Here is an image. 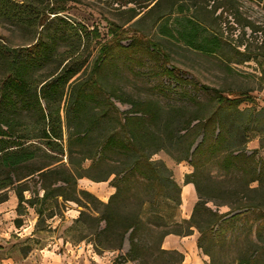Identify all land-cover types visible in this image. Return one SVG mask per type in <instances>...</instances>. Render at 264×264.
<instances>
[{
    "label": "rangeland",
    "instance_id": "374dc122",
    "mask_svg": "<svg viewBox=\"0 0 264 264\" xmlns=\"http://www.w3.org/2000/svg\"><path fill=\"white\" fill-rule=\"evenodd\" d=\"M49 1L65 6V10L53 18L46 30L49 37L51 34L58 37V53L54 60L36 73V77L39 80L59 64L64 65L69 61L72 50H77L75 65L81 66L65 86L63 97H56L52 106L61 118L64 144L67 142L68 118L72 120V114L67 116L66 107L73 85L86 81L95 62L104 55L105 48L109 54L102 73L107 90L115 89L134 98L153 99L165 109L171 105H185L192 115L222 109L217 102L218 96L238 99L237 109L251 114L253 118L246 150L248 153L256 150V158L261 161L264 171V0ZM189 17H196L203 23L197 42L217 36L216 51L207 52L187 44L181 33L189 24ZM239 20L243 23L251 21V26L243 30ZM0 33V43L8 47H23L32 41V35L20 31L1 29ZM151 41L159 44L164 55L148 49ZM130 44L132 46L126 49ZM165 67L172 72L168 73ZM107 90H99L98 97L100 107L112 115L113 122L103 120L96 127L92 133L95 144L113 130L122 132L119 120L123 121L124 114L131 108L130 104L110 96ZM226 105L225 102L223 107H230ZM98 109L96 111H100ZM21 117L25 133L33 135L39 131L41 124L37 122L36 113H23ZM91 149L89 145L84 147L85 154L76 152L73 164L67 155H62L63 161L82 174L77 179L79 189L88 190L107 202L116 191L112 183L114 174H109L114 168H121L124 159L111 155L104 162L96 163L95 158L85 156L91 153ZM153 159L163 160L172 171L173 178L180 185V192L172 191L171 194L175 198L179 195L180 203L177 204L172 197L162 196L155 202L145 204L144 216L152 218L158 214L162 217L166 225L155 227L158 232L185 230L186 224L181 226L174 222L189 219L199 200L195 183H186L187 175L194 171V166L186 160L178 162L166 151L154 154ZM242 177L240 172L225 171L219 163L206 162L200 180L205 191L209 185L239 190V194L252 196L255 200V193L247 188ZM188 184L193 186L191 193ZM251 185L257 186V182ZM30 187L35 188L33 182H30ZM31 193L25 191L24 195L30 198ZM7 195L8 198L0 203V264H18L28 249L52 245L58 240L74 246H90L94 254L109 258L112 264L128 262L124 260L129 246L127 239L120 249L95 247L98 238L92 234L91 220H76L84 208L77 202L63 201L62 197L58 202L54 199L43 202L40 199L43 190L40 189L34 205L24 202V214L19 215V199L15 189H8ZM215 202L236 204L237 196L221 194L215 198ZM208 205L215 207L211 201ZM39 207L43 209L40 218L36 212ZM219 210L227 212L230 207L221 205ZM241 211L244 216L236 226L226 224L224 230L219 231L216 242L205 241L219 264H238L236 259L240 250L255 239L257 229L261 233L259 243L264 247V227L261 226L264 222V202L256 209H238L228 216ZM18 217L22 219L21 226L15 223ZM245 220L246 224H242ZM100 226H105L104 221L100 222ZM193 233L198 237L200 235L196 228ZM193 233H170L165 235L163 241L171 235L190 240ZM177 251L184 256L182 264H211V256L199 248L196 241H186L184 250ZM257 264H264V256L258 258Z\"/></svg>",
    "mask_w": 264,
    "mask_h": 264
},
{
    "label": "trees",
    "instance_id": "16d2710c",
    "mask_svg": "<svg viewBox=\"0 0 264 264\" xmlns=\"http://www.w3.org/2000/svg\"><path fill=\"white\" fill-rule=\"evenodd\" d=\"M64 10L65 6L49 0H0V30L32 35V41L23 47L12 48L0 43V203L8 198L10 188L15 189L19 199V215L24 214V202L34 205L40 189L43 190L40 198L43 202L49 199L58 202L59 197L63 201L73 200L84 207L76 220L90 219L93 223L92 234L98 238L96 248L120 249L127 239L129 246L124 260L139 264H147L149 260L148 264H182L183 254L175 249H164L163 238L170 233L188 235L196 228L200 233L198 247L211 256V264H219L205 241L216 242L219 231H223L226 224L236 226L237 221L242 220L243 211L228 216L232 211L256 209L264 202L262 163L256 158V150L251 153L246 150L252 115L237 109L238 99L222 96L217 98L222 109L192 115L185 105H171L165 109L153 99L134 98L115 89L107 90L102 70L109 50L104 48V55L95 62L86 81L73 85L66 107L67 116L72 114V120L68 118L67 142L64 144L61 118L52 106L56 97H63L65 86L81 69L74 63L77 50L71 51L70 59L64 65L59 64L39 80L36 77V73L58 53V37L52 34L49 37L46 30L53 18ZM188 21L181 33L187 44L207 52L216 51L217 36L197 42L203 23L196 17H189ZM238 22L243 30L251 26V21ZM148 49L163 53L156 42L151 41ZM165 70L172 72L167 67ZM101 89L130 104L131 108L124 114L123 121L119 120L122 132L113 130L95 144L92 133L96 127L103 120L113 122L112 115L100 107L98 91ZM225 102L230 107H223ZM98 107L100 111H96ZM31 112L36 113L41 126L37 133L28 135L22 127L21 116ZM89 145L91 153L85 156L95 158L96 163L104 162L111 155L124 159L123 166L114 168L109 174H114L112 183L116 191L107 202L88 190L79 189L77 179L82 174L63 161L62 155H67L73 164L74 154H85L84 147ZM160 151L168 152L178 162L186 160L194 166L186 183H195L199 200L189 219L174 222L181 226L186 224L185 230L158 232L155 227L166 225L162 217L158 214L152 218L144 216L145 204L162 196L172 197L180 203L179 195L175 198L171 194L172 191L180 192L172 171L163 160L153 159ZM206 162L219 163L230 173L240 172L247 188L255 193V200L252 196L239 194V190L209 185L205 191L200 176ZM254 182L257 186L251 185ZM25 191L32 192L30 198L25 197ZM228 193L237 196L236 204L215 202L219 195ZM210 201L215 207L208 205ZM221 205H228L230 210L220 212ZM42 211V207L36 208L39 218ZM101 221H104V227L100 226ZM15 223L21 226V217L16 218ZM261 226L264 227V222ZM254 238L240 250L236 259L238 264H257L258 258L264 256L258 229Z\"/></svg>",
    "mask_w": 264,
    "mask_h": 264
},
{
    "label": "crops",
    "instance_id": "0c3cea01",
    "mask_svg": "<svg viewBox=\"0 0 264 264\" xmlns=\"http://www.w3.org/2000/svg\"><path fill=\"white\" fill-rule=\"evenodd\" d=\"M188 190L193 192V186L188 184ZM75 217V215H74ZM198 235L192 234V239H182L175 235L167 236L162 247L164 249L184 250V245L187 242H197ZM13 263V261H12ZM18 264H112L109 258L94 254L90 246L72 245L69 242L56 241L54 244L47 246L32 247L23 255L21 262ZM121 264H137L136 262L128 261Z\"/></svg>",
    "mask_w": 264,
    "mask_h": 264
}]
</instances>
